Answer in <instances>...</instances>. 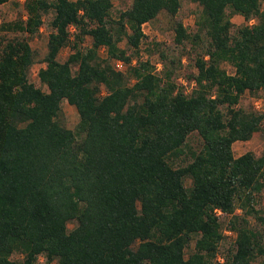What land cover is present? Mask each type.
<instances>
[{
	"label": "trees",
	"instance_id": "1",
	"mask_svg": "<svg viewBox=\"0 0 264 264\" xmlns=\"http://www.w3.org/2000/svg\"><path fill=\"white\" fill-rule=\"evenodd\" d=\"M194 1L195 31L172 27L174 44L199 49L187 93L173 65L158 74L138 57L141 25L173 16L179 0H130L117 16L111 0H23L24 17L0 22L32 36L50 15L36 72L46 91L28 80L26 37L0 36V264H264V151L231 150L264 119L235 107L244 91L264 89V0ZM234 14L254 22L231 31ZM62 100L76 110L72 130L58 120ZM179 155L182 164L167 161ZM223 229L233 233L224 253Z\"/></svg>",
	"mask_w": 264,
	"mask_h": 264
},
{
	"label": "rangeland",
	"instance_id": "2",
	"mask_svg": "<svg viewBox=\"0 0 264 264\" xmlns=\"http://www.w3.org/2000/svg\"><path fill=\"white\" fill-rule=\"evenodd\" d=\"M23 0H7L5 3L0 4V22L12 21L19 17H24L25 13L22 6ZM110 15L117 16L118 12L126 10L130 5V0H111ZM264 4V2H263ZM200 7L194 0H179V8L177 12L170 16L163 11H160L154 19L149 22L143 23L141 29L143 32V37L140 40L138 46V57L141 60H147L154 68L155 73H161L163 64L167 67L174 66V71L172 79L177 83L179 88H182L184 92H188L192 86V81H188L187 75L195 72L193 67V59L198 54L199 49L197 47L191 48L190 45L184 42L182 45H176L173 42V24L175 21H181L188 33H193L195 31L194 21L199 14ZM50 15H44L42 18V24L38 28L37 32L32 36H27L25 34L13 31H0V36L4 39H9L14 36H25L30 48L33 50V62L29 68L28 80L33 83L34 86L40 88L42 91H46L45 86L38 81L36 72L40 67L44 66L42 61L43 56L46 52V41L50 29L48 27V20ZM232 23L231 31L241 24H251L254 22L253 19L249 21L243 20L240 15L234 14L230 18ZM70 37L72 38V33L74 28L69 27ZM90 45V37L85 35L80 42V47L84 48ZM120 46H125L124 42L119 43ZM71 52L68 46L61 48L57 54V60L63 61L65 57ZM167 56L164 61L160 54ZM98 54L104 56L103 48L98 49ZM169 58L173 59V63H169ZM180 60L177 63V60ZM113 67L124 71L125 65L123 63L119 64L118 67L115 66V61L111 62ZM134 63L132 59L131 64ZM222 68L228 73L232 72V68L225 62L220 64ZM104 91L102 90V94ZM61 113L59 116V122L68 129H73L78 121V116L75 108L68 104L65 100L60 103ZM235 107H240L244 110H253L256 112L264 111V89H259L254 92L244 91ZM199 138L195 133H192L187 138V143L192 147L196 148ZM231 150L233 156H238L245 151H251L255 155H259L264 151V119L261 123L260 131L253 134L248 140L245 141H235L231 145ZM182 155L170 158L167 161L171 163L172 166H177L182 164ZM190 185L188 179H184V186L188 187ZM262 207L264 213V192L261 196ZM225 218V217H224ZM220 217V219H224ZM250 226L256 227V224L252 218L249 219ZM73 223L69 222L67 224L68 228H71ZM254 227V228H255ZM257 228V227H256ZM225 230V229H223ZM224 233V232H223ZM224 239L219 245V249L224 253L225 249L232 242V235L224 234ZM193 249V238H191L188 244L184 248V257H187ZM12 260L19 262V255L13 254L10 257ZM215 261L221 260V257L216 255ZM39 262H43L44 258L42 256L38 257ZM260 259L256 258L251 262V264H260ZM50 264H56L52 261Z\"/></svg>",
	"mask_w": 264,
	"mask_h": 264
},
{
	"label": "built area",
	"instance_id": "3",
	"mask_svg": "<svg viewBox=\"0 0 264 264\" xmlns=\"http://www.w3.org/2000/svg\"><path fill=\"white\" fill-rule=\"evenodd\" d=\"M119 64H121V62L116 60V61H115V66L118 67ZM115 69H116V68H115ZM117 70H118V69H117ZM216 213H217V214H220V211H219V210H216ZM223 232H224V234L232 235V236H233V233L230 232V231H228V230H223ZM218 261H221V260H218Z\"/></svg>",
	"mask_w": 264,
	"mask_h": 264
}]
</instances>
